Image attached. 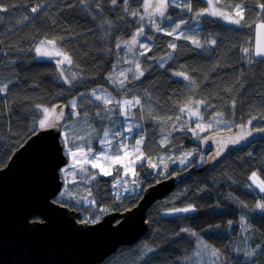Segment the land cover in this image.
<instances>
[{"label":"trees","instance_id":"16d2710c","mask_svg":"<svg viewBox=\"0 0 264 264\" xmlns=\"http://www.w3.org/2000/svg\"><path fill=\"white\" fill-rule=\"evenodd\" d=\"M143 3L0 0V9H7L0 11V88L5 89L0 92V167L40 128L43 110L37 106L51 109L62 103L61 124L70 138L69 147L95 150L106 119H95L100 101L94 100V89L101 86L98 89L112 95V113H118L114 108L118 99L137 97L140 104L130 115L141 125L143 156L154 159L161 153L179 156L194 150L189 162L164 171L150 168L148 158L142 159L135 171L140 191L122 196H117L112 186L121 173V167L115 166L110 175L96 174L86 185L91 203L83 204L79 196L76 200H54L80 211V219L102 216L131 208L145 187L176 171L191 166L197 170L150 206L146 213L148 230L141 240L119 247L100 264H198L197 260L203 264H264V208H256L258 202L264 203V193L247 189L251 172L264 180V138L241 149H228L213 165L202 168L209 138L239 127L252 130L263 126L264 57H254L253 44L255 24L264 21V0H214L216 10L233 18H237L236 6L240 5L244 19L239 25L225 23L210 12L197 15L209 7L208 0H188L191 11L177 16L178 10L169 5L166 17L171 22L156 23L159 29L145 26L141 19ZM33 8L38 10L33 12ZM180 20L184 25L176 29ZM139 28L147 39V48L140 55L130 51L126 43ZM173 29L175 33L168 35ZM42 40H55L58 50L71 57L72 63L66 67L76 74L75 81L60 77L56 58L35 57V46ZM212 40L216 43H210ZM125 49L143 75L133 77L130 71L123 84H110L107 75L111 79ZM180 72L190 79L175 74ZM71 101L76 104V117L70 114ZM189 101H204L202 120L220 115L229 124L194 134L195 125L180 111ZM252 117L256 119L249 124ZM87 125L91 128L88 132ZM82 134L88 139L75 143ZM199 155H204L201 164H197ZM77 191L79 195L81 188ZM189 206L192 209L187 212L170 213ZM208 248L217 249L218 255L207 253ZM250 250H254L252 257L245 255Z\"/></svg>","mask_w":264,"mask_h":264},{"label":"water","instance_id":"95a60500","mask_svg":"<svg viewBox=\"0 0 264 264\" xmlns=\"http://www.w3.org/2000/svg\"><path fill=\"white\" fill-rule=\"evenodd\" d=\"M54 106L56 115L61 109L64 113L62 103ZM61 122L62 118L53 127L38 128L0 167V264H100L119 247L141 240L148 230L150 206L197 170L191 166L176 171L145 187L131 208L108 211L94 222L82 223L80 211L54 200L63 186L60 169L68 163ZM258 129L222 131L209 138L202 168L213 165L228 149L264 138ZM244 133L250 135L230 142ZM221 147L224 150L216 156Z\"/></svg>","mask_w":264,"mask_h":264},{"label":"rangeland","instance_id":"374dc122","mask_svg":"<svg viewBox=\"0 0 264 264\" xmlns=\"http://www.w3.org/2000/svg\"><path fill=\"white\" fill-rule=\"evenodd\" d=\"M144 1V0H143ZM188 0H168V6L171 5L178 11L175 13L177 16L178 14H183L184 12L188 11V8L185 7L187 5ZM153 4L157 3L158 0H151ZM144 4V3H143ZM177 5H180L177 7ZM218 8V7H217ZM219 9V8H218ZM144 10V8H143ZM222 11L221 9H219ZM151 11V9H149ZM166 11L167 8L165 9V16L162 17L159 15V13L153 12L152 16L149 17L146 13L145 10L144 12V23L145 26H151L153 28H157L156 23L160 22H167L170 23L171 19L169 17H166ZM223 12V11H222ZM225 13V12H223ZM227 14V13H226ZM229 15V14H228ZM231 16V15H230ZM218 17V16H217ZM219 18L224 21L225 23H230L227 22L226 20H223L220 16ZM181 21V20H180ZM259 24H264V21H258L255 24V32H254V44H253V54L254 57H261V56H256V48L258 46H264V29H259L257 28V25ZM180 25H184V23H180ZM143 24V28L145 27ZM143 28H139L135 31L134 35L139 31L142 30V33L140 35L136 36L137 43L135 45H129L131 47L130 51H136L139 55L147 48L146 43L147 39L145 38L144 30ZM175 33V32H174ZM133 35V36H134ZM133 36L129 39L128 42H130L133 38ZM45 41V40H42ZM143 45V47H142ZM37 46H40L42 50H47V51H59L56 45L53 47L51 45H48L47 43L41 45V41L38 42L35 46V57L37 59H45L47 56L45 55H38L36 52ZM63 53V52H62ZM58 61H62L59 66H58ZM124 62V63H123ZM55 63L57 65V71L60 75V77L66 81H75L77 79L76 74L70 69L67 68V62H63V57L59 56L58 58L55 59ZM136 65L137 62L131 58V56L127 53V50H124L123 56H122V63L118 64L115 66L114 70L112 71L111 74V79H109V74L107 75V79L109 80V83H115V84H120L119 81L123 80L125 76H127V73L132 71L130 73L133 75V77L138 74L136 70ZM124 73V76H121L120 73ZM63 73V74H62ZM176 74V73H175ZM129 75V74H128ZM111 80V81H110ZM114 82H113V81ZM119 86V85H118ZM101 86H98L95 88L93 93L94 100L97 102L100 101V105H97V114H95V119L104 121L105 126L103 129V134L100 140L98 141V147L97 149H91V148H85L83 146L76 147L75 149H71L69 147V141L70 138L63 132V127L61 129V141L63 144L64 152L68 156V163L64 165L61 169H64L62 172L60 169V176L64 182L61 192L55 197V198H65V199H71V200H76V198H80V202L83 204H89L92 202L90 196H89V190H87L86 185H88L91 181L94 180L95 175H104L103 172L101 171V168H103L106 171H109L110 173L112 172L113 168L115 166H120L121 167V173L119 177H117L113 182L112 186L114 189V193L117 196H122L126 194H132L133 192H138L140 191L141 187L138 185L137 181L135 180L136 175H132L131 172L125 173V167H128L129 169H135L136 171V165L138 162H140L142 159L148 158V166L149 162L152 164H156L157 167L152 168V169H161L164 171H167V168L171 165H176L178 167H183L187 162H189L190 158L194 155V150L190 151H185L183 154L179 156H174L173 154L169 153H161L159 156L155 157L153 159V156H144L142 159L137 160V157L141 155V147L143 144V137L144 135L142 132H139V127L141 125L138 124V122L134 121L131 118V111L134 108H137L139 104L135 103V100L138 99L137 97H133L130 99H124L120 98L118 99L115 103L116 106L114 107L118 113H112L113 107L110 105V103L105 104L104 99H108L111 101L112 95L105 91L104 89H98ZM106 89V88H105ZM2 92V91H0ZM102 97V99H97L96 97ZM124 101H131V105L124 104ZM140 101V100H139ZM73 102L75 104V101L69 102V106L71 108V116L73 117L77 116L76 113V104L73 106ZM199 101H195L191 105V110L199 111L200 115L199 116H192L189 114V111L186 109L183 114H187L188 118L191 119L190 122H192L195 133L199 134L201 131L197 128V125H201L205 128V130H208L210 128L207 127L209 123H211L212 127H218L222 128L227 126L229 123L224 120L220 115H215L213 116L210 120L204 121L201 119V107L203 104H200L199 107L197 108V103ZM94 101L91 102L90 107L93 105ZM96 103V102H95ZM101 114V117L99 116ZM44 118V113L41 119ZM63 118V117H62ZM53 117L49 118V121L51 122ZM75 124L71 126V128H74ZM90 125V124H89ZM120 126V127H119ZM119 127V131H117ZM90 126L87 125V132L90 131ZM204 130V131H205ZM237 130H245V128H237ZM107 131V136H105V132ZM114 135V138H113ZM80 136V141H76L75 143H80L83 141H86L88 138H85L86 136L84 134L79 135ZM79 138H74L73 143L75 140H78ZM112 140H115L117 145H114ZM140 140L142 143L137 146V141ZM103 141V143H102ZM207 144V142H205ZM203 142V145L206 146ZM113 146H116L115 149H113ZM187 153H191V155H185ZM119 156L122 160V163H113V161ZM161 158H163L164 162L167 164V168L163 166V164L160 163ZM183 159L184 163H180V160ZM204 160V155H199V159L197 161V164H201ZM135 161V163H132ZM97 165L96 167H93V165ZM252 172L249 174L248 179L251 177ZM259 177V175H258ZM261 180V178L259 177ZM81 180V181H80ZM133 181H136V183H133ZM79 182H82L81 184H78ZM259 183V180L256 182H253V180L249 179V184L247 186L248 190H256L259 193H264L261 192L257 184ZM81 188V193L78 195L79 191L77 189ZM259 203V202H258ZM186 208V207H185ZM257 208V207H256ZM192 209V208H191ZM259 209V208H257ZM170 213H180V212H175L172 211ZM101 217V214L96 215L95 217H82L80 221H88V222H94L98 220ZM209 252H212L211 248H208L207 250ZM211 254H209V257ZM198 264H203L202 260H197Z\"/></svg>","mask_w":264,"mask_h":264},{"label":"snow or ice","instance_id":"6c2138e0","mask_svg":"<svg viewBox=\"0 0 264 264\" xmlns=\"http://www.w3.org/2000/svg\"><path fill=\"white\" fill-rule=\"evenodd\" d=\"M81 2H83V0H81ZM127 2H128V0H125V3H126V4H127ZM112 3L115 4V3H116V0H112ZM208 4H209V7L206 8V9H203V10H202L200 13H198L197 15H202L204 12H210V14L213 15V16H218V17H219V16H222L225 20H228L230 23L237 24V25L241 24L242 21H243V19H244V16H243V9L241 8L240 5H237V6H236L237 9H238V10L236 11V14H235L237 18H233L232 16H230V15H228V14H226V13H223V12H221V11L216 10V8H215V4H214V0H208ZM179 6H180V5H177V7H179ZM167 7H168V0H158V2L155 3V4H153V3L151 2V0H144V4H143V8H144V10H145V13H146L149 17L152 16L153 12H155V13H159L160 16L164 17V16H165V9H166ZM185 7H187L188 10L191 11V5H190V4L185 5ZM262 7H264V5H262ZM149 9H151V11H149ZM6 10H7V9H0V11H6ZM37 10H38L37 8H33V9H32L33 12H36ZM136 14H137V13H133V15H136ZM141 19H143V17H141ZM181 23H184V21H181ZM157 28L159 29V26H157ZM178 28H180V24H177V25H176V29H178ZM257 28H259V29H264V24H259V25H257ZM176 29H173L172 32H169V33H168V35H172V34L175 32ZM141 33H142V30H139V31L133 36L132 40H131L130 42H126V43H129L130 46H131V45H135V44L137 43L136 36H137V35H140ZM185 38H188V37H185ZM45 43H47L48 45H51V46L54 47L56 41H55V40L41 41V45H43V44H45ZM192 43L196 44L198 47L200 46V45H199V42H198L197 40H195V39L192 40ZM210 43L215 44L216 41H215V40H212V41H210ZM117 46L119 47V45H117ZM142 47H143V45H142ZM170 47L175 48L176 45H175V44H171ZM129 50H131V47H130ZM243 51L247 53V52H248V49L245 48V49H243ZM36 52H37L38 55H45V56L57 55V56H62V57H63V62H67V63H69V64L72 63L71 57L68 56L66 53H62V52H59V51H56V52H54V53H53V52H49V51H47V50H42V48H41L40 46H37V48H36ZM255 55H256V56L264 57V46H258V47L256 48ZM61 62H62V61H58V62H57V63H58V66H59V64H60ZM136 70H137L138 76H142V75H143V72L140 70V65H139V64L136 65ZM62 74H63V73H62ZM120 75H121V76H124L125 74L122 72V73H120ZM176 75L183 76L184 79H190V77H188V76H187L185 73H183V72L176 73ZM126 78H127V77L125 76V79H126ZM137 78H138V77H137ZM66 82H67V81H66ZM120 83L123 84V80H121ZM5 87H6V86H5ZM4 90H5L4 88H0V91H4ZM93 95H95V93H93ZM96 98H97V99H102V97H99V96H97ZM104 102H105V104L110 103V101H109L108 99H104ZM123 103H124V104H127V105H131V104H132L131 101H124ZM135 103H136V104H139V103H140L139 99H136V100H135ZM192 103H193L192 101H189L184 107H182V108L180 109V111H181V112H184V111L187 109V110L189 111V114H190V115H192V116H199V115H200L199 111H192V110H191V105H192ZM200 104H204V101H199V102L197 103V105H196L197 108L199 107ZM234 104H235V101H233V106H234ZM73 106H75L74 102H73ZM37 107H38V108L42 107V110H43V113H44V118L39 120V127H40V129H45V128H48V127H53V126H55L56 122L59 121V120L63 117V115H64L62 109L59 111V114L56 115V113H57V107H56V106H52L51 109L48 108V107H43V106H37ZM221 115H222V114H221ZM53 116H54V119L50 122V121H49V118H50V117H53ZM253 119H256V117H252V118L248 121V123L251 124V121H252ZM207 127H208V128H211V127H212L211 123H209V124L207 125ZM197 128H198L201 132H203V131L205 130V128H204L203 126L199 125V124L197 125ZM258 131H260V132H264V128L258 129ZM107 134H108V133H107V131H106V132H105V136H107ZM194 134H195V132H194ZM247 135H250V133H244L243 135L237 137V138L234 139V140H231L230 142H231L232 144L238 143L239 140L244 139V137L247 136ZM166 142H167L166 140H165V141H162V143H166ZM102 143H103V141H102ZM141 143H142V141L138 140V141H137V146H139ZM223 150H224V148L221 147V148L216 152V156H219ZM185 155H186V156H187V155H191V153H187V154H185ZM142 157H143V154L141 153V155H140L139 157H137V160L142 159ZM113 163H122V160H121V158H120L119 156H117V158L113 161ZM132 163H135V161H133ZM160 163L163 164V166H164L165 168H167V164L164 162L163 158H161ZM180 163L183 164V163H184V160L181 159V160H180ZM96 166H97V165H95V164L93 165V167H96ZM149 166L152 167V168L157 167L156 164H152L151 162H149ZM61 171L63 172L64 169H61ZM101 171L103 172L104 175H110V174H111L109 171H106V170H104L103 168H101ZM129 172H131L132 175H137L136 172H135V169H134V168H133V169H129L128 167H125V173L127 174V173H129ZM249 179L253 180V182H256V181L259 180V183L257 184V186L259 187V189H260L261 192H264V180H260V179H259L257 172H255V171L252 172L251 177H250ZM133 183H136V181H133ZM256 207H257V208H264V203H257V204H256ZM189 210H191V206L186 207V208H182V209H173V211H175V212H187V211H189ZM242 220H243V218H242ZM81 222H82V223H86V222H88V221H81ZM183 231H188V230H187V229H184ZM207 247H208V246L205 245V246H204V249L206 250ZM257 247H259V245H257ZM212 255H213V256H217V255H218V250H217V249H212ZM245 255H246V256H249V257H252V256L254 255V250L246 251V252H245Z\"/></svg>","mask_w":264,"mask_h":264},{"label":"flooded vegetation","instance_id":"af4514ba","mask_svg":"<svg viewBox=\"0 0 264 264\" xmlns=\"http://www.w3.org/2000/svg\"><path fill=\"white\" fill-rule=\"evenodd\" d=\"M67 206V205H66Z\"/></svg>","mask_w":264,"mask_h":264}]
</instances>
